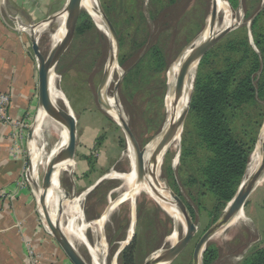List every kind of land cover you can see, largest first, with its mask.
<instances>
[{
	"label": "rangeland",
	"instance_id": "1",
	"mask_svg": "<svg viewBox=\"0 0 264 264\" xmlns=\"http://www.w3.org/2000/svg\"><path fill=\"white\" fill-rule=\"evenodd\" d=\"M122 1L131 11L136 12L137 6L141 7V0L95 2L96 8H100L107 18L110 14L123 36L120 45L117 34L118 46L112 64L109 62L110 43L115 42L114 39L109 35L104 22L101 20L98 25L87 9L82 7L81 11L90 15L94 27L83 34H74L70 45L54 66L53 74L56 79H54V88L61 96L55 99V103L63 108L69 107L76 119L73 155L75 161L80 160L83 163L89 174V178L82 182V187H78L77 193L84 191L88 183H95V180L107 176L91 189V193L87 196L90 201L87 202L86 197H82L81 208L83 209L85 205L91 214L97 215L93 220L101 219L108 209L101 224V231L95 225L84 229L86 239L91 246H97L100 251L105 252L104 256L100 257L102 264H143L154 254L165 250L182 237L184 222L181 217L176 218L173 212L164 211L154 200L153 194L140 190L130 197L125 182L110 176L114 172H132L133 148L118 122V117L125 120L140 148H144L147 152L168 125L166 99L175 79L174 77L171 83L172 68L175 63L181 62L180 57L184 51H188L202 39L203 32L208 27L211 0H178L171 8L159 13L157 15L159 17L153 21H150L145 7L144 13L151 32L147 45L154 43L157 32L163 31L160 35L162 40L159 42L165 51L167 64L161 72L155 73L152 78L149 77L145 84L141 85L140 80L138 87L135 88L124 86L123 78L126 69L133 67L143 52V48L138 47L137 44L133 45L132 42L136 37V42L141 43V30L135 32L136 24L133 20L128 24L123 23L127 16L121 9ZM143 2L144 6H147L149 0ZM229 4L231 5L230 2ZM105 5L109 6L107 10ZM231 7L234 10V17L230 11L228 15L223 10L218 11L215 33L233 22L237 25L213 46L206 62L200 65L199 61L188 74V111L196 78L201 74L222 69L228 58L236 61L242 54V51L235 53L227 48L229 40H234L238 46L239 42L245 39L249 52H253L258 60V69L253 76L256 81L264 82V52L255 42L256 38H261V34H264V0H235V5ZM61 19L62 16L53 18L40 25L36 31L38 44L45 56L56 42L54 36L62 25ZM249 64L250 59H246L241 64L237 72L239 77L248 69ZM105 70L108 71V78L103 93L106 101L112 104L110 109L104 108L97 102V87ZM261 102L264 105V100ZM256 112L255 106L248 105L241 117L234 119L232 123L235 135L247 143V146L252 139L254 140L250 153L251 163L249 162L246 174L236 185L234 195L250 174L249 166L254 162V153L264 149V112L259 126L256 122ZM38 114L39 112L29 122L32 131L28 148L25 150V166L29 167L27 175L31 183L34 181L31 179V160L37 151L38 163L33 175L36 172L35 176L38 178L36 184L42 186L47 159L60 143L62 124L47 114L38 131L35 132L33 125ZM197 122L198 119L194 114L187 113L178 138L166 148L156 169L157 178L161 183L167 185L184 205L188 204L193 208L194 213L189 215L197 226L188 245L169 264H191L192 252L197 240L221 216L230 202L221 203L217 209V200L207 194L199 183L190 182L191 178L198 177L197 166L204 163L207 156L201 143ZM149 164V158L145 159L146 175L142 181H148L150 177L147 170ZM78 168L80 169V166ZM263 178L264 174L261 178L263 181L254 187L240 210L243 218L221 228L207 241L201 254V264L207 250L214 251L209 264H240L244 256L255 247L264 246ZM69 197L71 198L72 194ZM40 208L38 205V216L45 224ZM66 213L60 216L61 223H65L68 219L69 215ZM43 226L48 230L46 225ZM172 237L175 239L172 240ZM73 243L85 261L88 264L92 263L86 245L77 239H73Z\"/></svg>",
	"mask_w": 264,
	"mask_h": 264
},
{
	"label": "crops",
	"instance_id": "2",
	"mask_svg": "<svg viewBox=\"0 0 264 264\" xmlns=\"http://www.w3.org/2000/svg\"><path fill=\"white\" fill-rule=\"evenodd\" d=\"M66 3L67 0L0 2V92L10 95L8 113L13 119L23 118L29 123L36 113L40 114V107L37 97V61L31 48L30 32L18 33L11 27L9 19L17 18L24 25L38 24L51 17H60ZM12 130L10 125L0 122V264H28L27 246L33 249L42 264H71L40 221L34 188L29 184L19 186L25 163L12 149ZM29 139L28 129L21 140L23 152L28 148ZM74 156L66 162L59 175L60 200H63L61 216L75 197L85 196L87 202L90 201L87 196L91 188L104 179L99 178L91 185L88 183L84 191L77 193L78 187H82V182L89 178V174L83 163L75 161ZM65 193L68 194L66 199ZM80 209L86 224L95 221L93 219L97 215L91 214L87 206L84 205L83 209L80 206ZM66 214L70 217L71 213L67 211ZM68 219L61 225L66 224Z\"/></svg>",
	"mask_w": 264,
	"mask_h": 264
},
{
	"label": "water",
	"instance_id": "3",
	"mask_svg": "<svg viewBox=\"0 0 264 264\" xmlns=\"http://www.w3.org/2000/svg\"><path fill=\"white\" fill-rule=\"evenodd\" d=\"M3 0H0L2 3ZM219 2H225L228 5L229 11L231 12L232 17H234V10L229 4L228 0H211V10L208 20V30L209 34L204 36L196 45L192 46L188 51H184L180 58L181 62L179 64L174 84L171 89V94L173 96V101L177 102L185 91L187 84V77L193 66L198 64L204 54L214 46L219 40H221L226 34H228L236 25V22L228 24L221 31L215 33L216 19L219 11ZM83 0H67V3L63 11L59 14L62 16L65 14L64 18V33L59 40L56 42L49 53L45 56L40 49L38 44V36L36 31L38 27L44 23H47L53 17L45 20L44 22L38 24L29 25L30 29V43L31 48L34 53V56L37 61V97L40 109H43L46 114L52 117L54 120L59 122L62 125L66 126L67 138L66 142L56 154L50 159L43 179H42V192L37 197L38 205H41L43 209V219L46 227L48 228L50 234L53 236L67 259L71 264H88L81 254L77 251L73 241L63 232L62 225L60 221L61 208L63 205V200H58L57 211L55 216H51L47 200L48 193L52 188V179L56 171L59 170V167L68 160L73 158V151L75 147V135H76V119L73 111L67 107L63 108L57 105L50 96V78L53 72L54 66L57 64L63 53L66 51L70 45L73 36L75 34V29L78 21L80 11L82 9ZM98 11L101 14V19L109 30V35L114 39L115 42L110 43V58L109 62L112 64L116 56L118 38L117 33L111 23L107 18L105 13L99 8ZM186 52V53H185ZM108 78V71L105 70L101 81L97 87V102L101 104L104 108L110 109V104L106 101L105 95L103 93V88L106 84ZM188 112V102L183 108L182 112L176 120L168 122L166 128L158 136L154 148L150 153L149 160H155L158 156L163 155L166 148L169 144L175 139L177 134L179 135L183 122ZM119 124L122 126L126 136L129 139V142L133 148V168L136 175V181L141 182L146 175L145 167V154L146 150L140 148L135 136L133 135L131 129L125 122L122 117L118 118ZM264 122V120H263ZM32 128H29V137H31ZM260 159L256 164V167L250 172L245 182L240 186L236 194L232 197L229 202V205L221 214V216L209 227L207 228L202 235L197 240L193 252H192V262L191 264H201V254L204 249L207 241L221 228L227 226L229 222L236 216L242 209L246 199L258 184L264 174V149L260 151ZM148 172L151 174L149 166ZM107 176L101 177V179L106 178ZM153 184H151V192L157 196L159 199L167 200L161 192H159L158 187L160 186V180L156 175H153ZM30 184L34 188V191L37 187L36 182L32 181ZM97 184V183H96ZM94 184V186L96 185ZM93 186V187H94ZM92 187V188H93ZM167 190L169 201L176 207L184 222V231L182 237L175 241L165 250H162L152 256V258L146 260L143 264H169L171 263L188 245L190 240L193 238L197 226L194 224L189 212L181 201V199L172 192L167 185H164ZM91 188V189H92ZM163 189V190H165ZM65 199L68 197V194H64ZM108 210V209H106ZM107 215V214H106ZM106 217V216H105Z\"/></svg>",
	"mask_w": 264,
	"mask_h": 264
},
{
	"label": "trees",
	"instance_id": "4",
	"mask_svg": "<svg viewBox=\"0 0 264 264\" xmlns=\"http://www.w3.org/2000/svg\"><path fill=\"white\" fill-rule=\"evenodd\" d=\"M178 0H149L144 6L141 0V7L137 6L136 12L131 11L126 4L121 2L126 19L123 23L128 24L135 21V32L141 30V43L133 38V45L143 48L140 58L136 64L126 69L123 78V85L131 88L145 84L149 77H154L155 73L161 72L166 64L165 51L159 41L162 32H157V39L147 45L151 32L148 27L147 17L144 11L148 12L150 21H153L159 13L175 5ZM231 5H235V0H228ZM106 6V5H105ZM146 7V8H145ZM109 6H106V10ZM117 34L120 45L123 41L116 23L108 15ZM93 26V21L85 11H81L78 17L75 34H83ZM160 37V38H158ZM220 41V40H219ZM218 41V42H219ZM217 42V43H218ZM245 39L237 46L234 40H229L227 48L235 53L241 52L238 60L228 58L225 66L220 70L201 74L195 81L194 91L189 103L187 113L194 114L198 119L197 127L201 143L206 151L204 163L197 166V178H191V183H199L200 187L206 190L218 202L217 209L221 203L229 202L234 196L236 185L244 177L250 162V153L253 145L251 140L247 143L238 139L234 133L232 123L234 119L241 117L248 105L256 108L257 124L260 125L264 112V82L255 80L253 73L258 69L257 56L249 52ZM256 44L264 52V34L261 38L255 39ZM246 46V47H245ZM213 46L204 54L200 60V65L204 64L210 55ZM246 59H250L248 69L239 77L238 70ZM147 73V75H146ZM188 212L192 215L193 208L186 204ZM214 251L207 250L204 253L202 262L209 264ZM129 261V260H128ZM240 264H264V246L255 247L250 253L244 256Z\"/></svg>",
	"mask_w": 264,
	"mask_h": 264
},
{
	"label": "bare ground",
	"instance_id": "5",
	"mask_svg": "<svg viewBox=\"0 0 264 264\" xmlns=\"http://www.w3.org/2000/svg\"><path fill=\"white\" fill-rule=\"evenodd\" d=\"M97 1V0H96ZM95 0H83V4H82V7H84L85 9H87V11L89 12V14L92 16V18L94 19V21L99 25L100 22H101V14L100 12L98 11V9L96 8V5H95ZM224 11L225 14L228 15L229 13V8H228V5L225 3V2H219V11ZM64 18H65V14L62 15V25L61 27L59 28L58 32L55 34L54 38H55V41L56 42H59V40L61 39L63 33H64ZM226 19V18H225ZM103 21V20H102ZM227 21V20H226ZM225 21V22H226ZM225 24V23H224ZM223 24V25H224ZM97 25V26H98ZM104 28V27H103ZM218 28H221V27H218ZM209 34V30H208V27L204 30L203 32V35H202V38L204 36H207ZM55 42V43H56ZM186 53V52H185ZM182 59V58H181ZM179 64L180 63H175V65L173 66L172 68V71H171V75H170V80H171V83L173 82V79L174 77L176 76V73H177V70H178V67H179ZM194 67V66H193ZM192 67V68H193ZM192 70V69H191ZM55 73L54 71L52 72L51 74V78H50V96L52 98V100L55 102V99L56 98H59L61 96H59V93L56 91V89L54 88V79H55ZM191 73V72H190ZM189 78V77H188ZM56 80V79H55ZM175 80V79H174ZM188 81V80H187ZM59 82V81H58ZM170 83V84H171ZM169 84V85H170ZM174 84V82H173ZM58 85V84H57ZM56 85V86H57ZM172 87V86H171ZM60 90V89H59ZM171 90V89H170ZM188 96H189V87L187 86L186 84V87H185V91L183 93V95L181 96V98L177 101V102H174L173 101V96L170 92L169 96L167 97L166 99V105H167V108H168V113H169V118H168V122H172L173 120H176L178 118V116L180 115V113L182 112L183 108L186 106L187 104V101H188ZM61 100V99H60ZM110 104V107H112V104ZM59 105V104H58ZM46 112L41 109L40 110V114L35 122V124L33 125V129L35 132L38 131L39 127L41 126V123L44 119V117L46 116ZM119 118V117H118ZM61 130H60V143L57 144L56 148H55V151L54 153L51 155V157H48L47 159V162L46 164L48 165L50 159L56 154V152L58 151V149L61 148V146H63L66 142V138H67V130H66V126L65 125H61L60 126ZM262 136V135H261ZM178 138V134L177 136L175 137L174 140H176ZM156 139V138H155ZM156 141L154 140V142L150 145L148 151L146 152V155H145V159L149 158L150 157V153L152 151V149L154 148V145H155ZM260 144V143H259ZM258 148V147H257ZM35 150V148H34ZM257 151V149H256ZM37 152V151H36ZM36 152L34 153L33 155V159L31 160L32 162V168H31V176H32V180H34V182H37V177L35 176V173L33 175V172L36 168V165H37V156H36ZM260 150L257 151L256 153H254V162L252 160V164L249 166V172H252V170L256 167V164L257 162L259 161L260 159ZM67 162V161H66ZM65 163H63L60 167H59V170L55 172V174L53 175V179H52V188L51 190L49 191L48 193V200H47V204H48V208H49V211H50V214L51 216H55L56 214V209H57V204H58V200H60V186H59V183H58V178H59V175H60V172H61V169L65 166ZM150 164H149V169H150V177L148 178V181H141V182H137L136 181V175H135V171H134V166H133V159H132V172L131 173H117V172H114L112 173L110 176L112 177H116V178H119V179H122L124 182H125V187L127 188L128 190V195L130 197H133L136 193H138L140 190H144L149 192V194H153L151 192V184H153V175H156V169L159 165V162H160V156H158L155 160H149ZM251 163V162H250ZM249 163V164H250ZM36 171V170H35ZM248 175V174H247ZM264 179V178H263ZM263 180L259 181L258 184H260ZM161 182V181H160ZM159 189V192H161V194H163V196H165V198H167V200H163V199H159L157 198V196H155V194H153V197H154V200L158 203V205L166 212L168 213H172L176 216V218L179 219V217H181L180 213L178 212V210L176 209V207L171 204V202L169 201L170 198H169V194L167 192V190L165 189L164 185L162 183H160V186L158 187ZM165 189V190H163ZM35 192L36 194L39 196L42 192V188L41 186L37 185L36 189H35ZM126 196V195H125ZM151 196V195H150ZM82 200V197H75V199L71 200L70 201V206L67 207V211L70 212V217L67 221L66 224L62 225V230L63 232L69 237V239L71 241H73V239H77L79 241H81L82 243H84L86 245V248H88V251H89V254L91 255V258H92V263L90 264H102L101 262V259L100 257H103L104 256V253L105 252H102L100 251V248L97 247V246H91L88 242V240L86 239L85 235H84V229L87 228L89 225H95L97 226V229L101 231V224L102 222L104 221L105 219V216L108 212V210H105V212L103 213L102 215V218L101 219H97L95 220L94 222L92 221V223H85L83 221V215H82V211L80 209V206H79V202ZM65 204V203H64ZM66 205V204H65ZM68 205V204H67ZM41 207V205H39ZM69 208V209H68ZM241 212V211H240ZM240 212L233 217V219L229 222L228 225L230 224H234L236 222H238L240 219H242L243 217L240 215ZM40 214L42 215L43 217V209L42 207L40 208ZM180 215V216H179ZM173 216V217H175ZM133 217V216H132ZM64 218V217H63ZM66 218V217H65ZM182 218V217H181ZM183 219V218H182ZM85 220V219H84ZM177 220V219H176ZM63 221V220H62ZM88 221V220H87ZM183 221V220H182ZM79 222V223H77ZM133 222V220H132ZM132 229V226L130 227L129 229V232L127 233L129 235L130 231ZM99 239V238H98ZM175 238L172 237V240H174ZM97 242V241H96ZM93 243V242H92ZM102 243V242H101ZM106 247V246H105ZM89 262V261H88Z\"/></svg>",
	"mask_w": 264,
	"mask_h": 264
},
{
	"label": "built area",
	"instance_id": "6",
	"mask_svg": "<svg viewBox=\"0 0 264 264\" xmlns=\"http://www.w3.org/2000/svg\"><path fill=\"white\" fill-rule=\"evenodd\" d=\"M9 20H11V27L18 33L20 32L24 33L27 30L30 32L29 25L31 24L24 25L17 18H10ZM9 102H10V95L6 92H0V122L10 125L12 127L13 130L10 133V136L13 138L12 149L16 154H18L23 158L24 163L26 165V153L23 152L21 148V140L23 139L25 132H27L30 125L23 118H17V119L11 118V116L8 113ZM28 168H29L28 166L27 167L25 166L23 169V173L19 181L20 187L27 184L30 185L29 177L27 175ZM27 253L29 260L28 264H40L38 256L29 246H27Z\"/></svg>",
	"mask_w": 264,
	"mask_h": 264
}]
</instances>
